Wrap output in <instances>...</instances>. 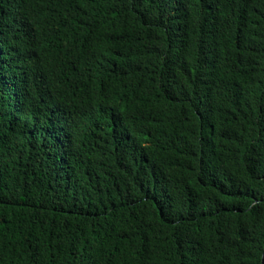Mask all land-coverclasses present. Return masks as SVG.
<instances>
[{
    "label": "trees",
    "instance_id": "obj_1",
    "mask_svg": "<svg viewBox=\"0 0 264 264\" xmlns=\"http://www.w3.org/2000/svg\"><path fill=\"white\" fill-rule=\"evenodd\" d=\"M0 264H264V0H0Z\"/></svg>",
    "mask_w": 264,
    "mask_h": 264
}]
</instances>
